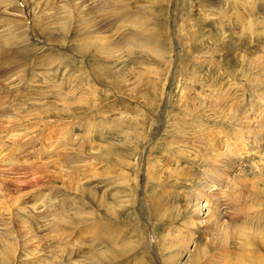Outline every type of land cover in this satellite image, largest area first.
Instances as JSON below:
<instances>
[{"label": "rangeland", "instance_id": "374dc122", "mask_svg": "<svg viewBox=\"0 0 264 264\" xmlns=\"http://www.w3.org/2000/svg\"><path fill=\"white\" fill-rule=\"evenodd\" d=\"M221 152L259 202L242 250V224L207 222ZM158 243L165 264H264V0H0L4 257L164 264Z\"/></svg>", "mask_w": 264, "mask_h": 264}, {"label": "bare ground", "instance_id": "6f19581e", "mask_svg": "<svg viewBox=\"0 0 264 264\" xmlns=\"http://www.w3.org/2000/svg\"><path fill=\"white\" fill-rule=\"evenodd\" d=\"M9 1V0H8ZM10 3V2H9ZM21 10V9H20ZM19 12V11H18ZM17 12V13H18ZM27 13V12H26ZM253 13H255V11H253ZM28 14V13H27ZM240 14H242V13H240ZM241 17V21L243 20V23L244 22H246V20H245V18H243V16L241 15L240 16ZM256 21V24L259 26L260 25V23H261V21H257V20H255ZM250 23V22H249ZM252 23H254V21L252 22ZM177 25V24H176ZM240 25H242V24H240ZM178 27V26H177ZM175 30H176V28H175ZM177 32V31H176ZM256 36V35H255ZM155 39H156V35H155ZM256 39H258V36H257V38ZM48 42V41H47ZM155 43L156 41L155 40H152L151 41V44L152 43ZM251 42V41H250ZM156 46V45H155ZM80 47L81 48H77L76 49V53H84L89 47H88V45H86V44H84V43H81L80 44ZM243 115H244V111H243ZM242 115V116H243ZM245 118V117H244ZM242 119V118H241ZM247 122V121H246ZM249 129V128H248ZM243 130V129H242ZM247 131V130H246ZM243 133V132H242ZM241 134V133H240ZM243 141V140H242ZM228 146V145H227ZM225 149V153H227V157H232L230 154H229V146L228 147H226V148H224ZM227 150H228V152H227ZM213 151H214V149H213ZM216 152V151H215ZM223 152V151H222ZM218 153V157H219V162H218V165H221V166H223V168H221V172H222V174H227V176L229 177V179H228V181L227 180H222L223 178H226V177H223L220 173H216V172H211V174L209 175V179H208V181H207V186L208 187H210L211 188V190L210 191H218V192H220V193H223L222 194V196H219V195H217V196H212V198H213V200L215 199V203L217 204V206H220V205H225V207H226V211H222L221 209H215V210H213L212 212H211V217L207 220V222H208V224L209 225H211L212 223L214 224L212 227H213V230H214V232L217 234V235H213V233H210L211 234V236H213L212 238H213V240H216V239H219L220 238V240L221 241H223L224 239H225V237H226V234H227V232H225L224 231V229L225 228H228V226H233V227H236L237 226V224H242L241 225V227L240 226H238V227H236V229H235V231H236V233H234V235H236V236H238L237 238H236V240H237V243L239 244V247H236V248H238L239 250H242L243 249V247H247V246H252V244H253V241H251L250 240V233L252 232L251 231V229H247V228H245V226L246 225H244L245 223L246 224H252L253 222H255L256 221V214H253L252 212H251V209L255 206V205H257L259 202L257 201L256 202V198H254V200L255 201H253V202H251L249 205H245L246 204V202L243 204V202L241 201V191H240V189H239V187H240V180H241V175H238V174H236V173H234V169L235 168H233V167H235L233 164H234V162L232 163V158H231V160H226L225 158H223V156H221L223 153ZM236 153V152H235ZM234 153V154H235ZM216 154V153H215ZM235 155H237V154H235ZM216 156V155H215ZM227 162H228V164H227ZM239 164V163H238ZM236 165V164H235ZM216 168V167H215ZM224 168H226V169H224ZM239 169V168H238ZM148 171V170H147ZM148 173V172H147ZM218 177H220L221 179H219ZM149 181H150V178H149ZM243 181V180H242ZM241 181V182H242ZM146 184V183H145ZM147 184H148V182H147ZM221 186H224L225 187V189H221ZM147 188V187H146ZM148 189V188H147ZM146 189V190H147ZM239 189V190H238ZM225 191H227V192H225ZM146 193V192H145ZM147 194V193H146ZM145 195V194H144ZM135 199V198H134ZM145 199V198H144ZM135 201V200H134ZM37 205V204H36ZM152 205H158V204H156V203H152L150 206H152ZM36 206H34V208H35ZM38 208H40V207H36V209H38ZM53 211V210H52ZM243 212V213H242ZM225 215H228L229 216V220L228 221H225L224 220V216ZM241 215H243V218H247V219H245V220H242V221H240V216ZM233 216H235V218H231V217H233ZM231 218V219H230ZM52 219H47V221H48V223H51L50 221H51ZM52 223H54V222H52ZM244 226V227H243ZM232 227V228H233ZM210 229H211V227H210ZM232 230V229H231ZM238 234V235H237ZM156 235V234H155ZM156 238H157V236H156ZM238 238H239V242H238ZM160 240L163 242V239H161V237H160ZM157 242H158V240H157ZM236 242V241H235ZM145 243H146V241H145ZM213 244H214V242H212ZM217 243V242H216ZM143 244V248H144V250H145V252H147V244L145 245L144 243H142ZM213 244H210L211 246L213 245ZM223 246H224V244H223V242L222 243H220L219 241H218V243H217V245H216V247L217 248H219L216 252H215V254L217 253V256H219V258L221 257L223 260H224V258L225 257H227L228 255H229V257H230V255H232L231 253V251L230 250H222L223 249ZM213 247H215L214 245H213ZM215 247V248H216ZM71 249V248H70ZM212 249V248H211ZM156 250H157V253H158V256L160 257V255H161V258H162V262L165 264V260L163 259V252H162V250H161V246H159V243L156 245ZM236 250V249H235ZM222 252H224V253H222ZM257 250L256 249H254L253 250V255H256L257 254ZM70 252L69 251H67L66 252V254L64 255V258L65 259H67V261H68V259H70L71 258V256H69L68 254H69ZM234 253V252H233ZM208 252L206 251V250H204L203 252H202V258L203 257H207L208 258ZM212 254V253H211ZM11 255H17L16 254V250L15 249H13V250H10V256L9 257H4V245L2 244L1 246H0V259H1V257H2V260H3V263L4 264H12L13 263V261H11ZM212 256V255H211ZM234 256V255H233ZM232 256V257H233ZM20 257V256H19ZM25 257H26V255H25ZM24 257V258H25ZM235 257H237V254H236V256ZM21 258V257H20ZM24 258H22V259H24ZM165 258V257H164ZM200 258V257H199ZM199 258H196L195 260L198 262V261H200L201 260V258L199 259ZM216 258V257H215ZM220 258V259H221ZM209 259H211L210 258V256H209ZM208 259V260H209ZM218 259V258H217ZM239 259V258H238ZM194 260V261H195ZM195 263V262H194ZM201 263V262H200ZM203 263V262H202ZM44 264H58L56 261H52V262H48V263H44ZM69 264V263H68ZM169 264V263H168ZM196 264H198V263H196ZM209 264V263H208Z\"/></svg>", "mask_w": 264, "mask_h": 264}]
</instances>
